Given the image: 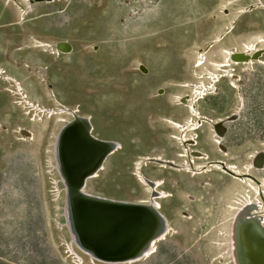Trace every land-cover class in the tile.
<instances>
[{
    "label": "rangeland",
    "instance_id": "1",
    "mask_svg": "<svg viewBox=\"0 0 264 264\" xmlns=\"http://www.w3.org/2000/svg\"><path fill=\"white\" fill-rule=\"evenodd\" d=\"M37 1L0 0V264H260L264 0ZM82 131L104 145L74 173ZM109 203L139 224L94 247L74 208Z\"/></svg>",
    "mask_w": 264,
    "mask_h": 264
},
{
    "label": "bare ground",
    "instance_id": "2",
    "mask_svg": "<svg viewBox=\"0 0 264 264\" xmlns=\"http://www.w3.org/2000/svg\"><path fill=\"white\" fill-rule=\"evenodd\" d=\"M6 1V3L11 7V8H13V9H19L20 10V12H22L21 10L22 9H25L26 7H27V0H5ZM31 1H33V0H30V2ZM42 1H44L45 3H47V4H50V3H58V2H61L60 0H39V1H37V2H42ZM235 1H238V0H235ZM25 3V4H24ZM64 3V2H63ZM254 4H251V5H249L247 8H245L243 11H242V13L243 12H246V11H249V10H251V8L254 10L255 8H261V9H264V7H260V6H253ZM30 10H31V8H30ZM25 11V10H24ZM242 13H240L239 15H237L236 17H234L233 18V20H232V23H231V25L229 26V27H227V29H226V32H228L231 28H232V26L235 24V22L237 21V19H238V16H240ZM229 15V14H228ZM225 32V33H226ZM224 33V34H225ZM64 45H65V43L64 42H62ZM69 47H70V45H68ZM59 49V48H58ZM65 50H67L66 52H63V53H65V54H67V53H69L70 51L69 50H71V48L69 49L68 47H66V49ZM72 52V51H71ZM246 53H248V52H246ZM245 57V56H244ZM238 59V58H237ZM241 59H243L242 57H241ZM252 59V58H251ZM141 66V65H140ZM199 66V65H198ZM198 66H196V68L198 67ZM146 68V67H145ZM146 72V71H145ZM143 73V72H142ZM144 74H146V73H144ZM187 86V85H186ZM162 90H159L158 92H161ZM198 93V91L196 92V94ZM21 95V94H20ZM20 97H23V96H20ZM189 100V99H188ZM182 101V100H181ZM184 102V101H183ZM186 105V104H185ZM191 107H192V104L190 103L189 105H188V109H191ZM71 112V111H70ZM61 113H63V112H61ZM71 114V113H70ZM76 115V114H75ZM81 118V117H80ZM85 118H83V120H84ZM79 120V119H78ZM76 121V120H75ZM80 121V120H79ZM71 123H73L72 122V120L71 121H68L66 124H68V125H70ZM75 123V122H74ZM67 125V126H68ZM90 125V124H89ZM67 126H65V127H67ZM80 130L81 128H80V126H78V128L77 129H74V130ZM193 129V128H192ZM77 131V132H80V131ZM194 130V129H193ZM26 134H28L27 132H26ZM60 134H61V132H60ZM69 134V133H68ZM82 134L83 135H86V138H87V140H84V141H81L80 143H77V144H75L74 146H72L71 147V149L70 150H73V149H77L78 148V146H82L83 147V149H84V151H85V154H83V153H81V151H75L74 152V154H71L70 152H68V155H71L70 156V158H67L66 157V154H65V152H60L59 153V156H60V158H61V160H63V162L66 164V169L67 170H69L70 172H78V171H80V170H82L83 168H85L91 161H93L94 159H96V157H97V155H98V150L97 149H101L102 147H101V145L103 144V141L101 142L100 140L99 141H97L96 140V137L94 136V134H93V131H92V134H90V133H88V131H87V133H85L84 131H82ZM60 137V136H59ZM71 137H72V134H71ZM58 138V137H57ZM70 138V137H69ZM58 140V139H57ZM60 140V139H59ZM91 141H96L97 142V148H95V147H93V148H91L92 146H90V143L89 142ZM190 141V140H189ZM57 142V141H56ZM99 142V143H98ZM193 142V141H192ZM105 143V142H104ZM107 143V142H106ZM105 143V144H106ZM56 144V143H55ZM59 144V143H58ZM92 144V143H91ZM101 144V145H100ZM108 144H109V142H108ZM112 144V143H111ZM114 144V143H113ZM187 144V143H186ZM192 144V143H191ZM104 145V144H103ZM115 145H117V143L115 144ZM111 147V146H110ZM57 148V147H56ZM57 149H55V151H56ZM74 151V150H73ZM72 152V151H71ZM57 153H58V150H57ZM56 153V154H57ZM115 152H113L111 155H113ZM197 154V153H196ZM110 155V156H111ZM190 156V155H189ZM201 158H202V156H200ZM199 157V158H200ZM205 158V157H204ZM105 160V159H104ZM57 161H58V159H57ZM107 161V160H106ZM145 161V160H144ZM158 161V160H157ZM106 163V162H105ZM105 163H103L101 166V168L96 172V175H94L93 177H90V178H96V177H98L99 176V173L100 172H102V171H104L105 170ZM164 163H166L167 165H169V166H165V165H162V168H168V169H172V170H177L176 168H174L173 166H172V163L174 164V162H172V161H165ZM143 164V163H142ZM212 164V163H211ZM63 165V164H62ZM58 166H59V163H58ZM138 171H139V173H140V177L141 178H143V174H142V171H141V169L143 168V165L141 166V165H139L138 164ZM90 169V168H89ZM59 170V172L62 174V172L60 171L61 169H58ZM135 170L137 171V169L135 168ZM94 172V171H93ZM66 177V176H65ZM245 178V177H244ZM138 179H139V177H138ZM145 180V179H144ZM66 181V180H65ZM243 181V180H242ZM84 182H85V179H84ZM83 183V182H82ZM142 183V182H141ZM147 183V182H146ZM153 184H152V186H155V187H152L151 186V188H150V191L153 193V195H155V192H158L159 193V191L158 190H156V187L159 185H161L162 183H161V181H156V182H152ZM84 184V183H83ZM82 184V185H83ZM81 185V186H82ZM145 186V185H144ZM82 188V187H81ZM85 189V188H84ZM83 191V190H82ZM85 191V190H84ZM155 191V192H154ZM67 193V192H66ZM85 194H87L86 192H84ZM160 194V193H159ZM162 196V195H161ZM90 197V196H89ZM159 197H160V195H159ZM98 198V197H97ZM161 198H163V197H161ZM98 199H100V198H98ZM74 203H75V201H73ZM111 202H114V201H111ZM154 202V198L153 197H150V201H149V203L148 202H137V203H135V204H138L139 206H143V207H148V206H150L151 207V210H153L152 209V207L153 206H151L152 204L151 203H153ZM122 203V202H121ZM67 204H69V203H67ZM123 204H126V203H123ZM128 204V203H127ZM158 205V204H157ZM249 205V204H248ZM248 205H247V207H248ZM68 207H69V205H67ZM257 206V205H256ZM68 207H65V208H68ZM160 207V206H159ZM102 209H100V211L98 212V214L99 215H111V216H114V217H117V218H119V222H120V224H119V228L115 231V232H111V234H109L108 236H106V237H101L100 238V240L99 241H97V242H95V243H93V241H88V240H86V241H88L92 246H94V247H104V246H111L116 240H118L120 237H121V235H123L122 233H124V229H126L128 226H133V227H135V226H137L138 224H139V217L137 216V211H135L134 210V212H133V215L131 216V219H130V221H128L127 219H122L123 217H122V215H121V212H122V210H124V206H121V205H116V204H111V203H109V204H106V205H103L102 207H101ZM142 208V207H141ZM150 209V208H149ZM158 209V208H157ZM67 210L68 209H66V212H67ZM253 210H254V208H253ZM252 210V211H253ZM256 210V209H255ZM154 211V210H153ZM74 212V211H73ZM74 214V213H73ZM72 214V215H73ZM155 215V218L157 217V216H159L160 217V219H163V218H161V215L158 213L157 214V212H155L154 213ZM67 215V214H66ZM237 215H239V214H237ZM236 215V216H237ZM68 216V215H67ZM70 216V215H69ZM68 216V217H69ZM68 217H67V219H68ZM249 219V221L251 220L253 223H254V221H255V223H257L260 227H262V229H263V231H264V222H263V220H261V218L260 219H258V216L257 215H254V211L249 215V217H248ZM100 220L99 221H96V224L97 225H102V224H104L105 222H106V219H102V218H99ZM263 219V218H262ZM254 220V221H253ZM70 221V220H69ZM235 221V220H234ZM94 221H89V220H87L86 221V224H91V223H93ZM164 222H165V220H164ZM70 223V222H69ZM68 223V224H69ZM162 223H163V220H162ZM162 223H161V225L160 226H162ZM236 223V222H235ZM72 224V223H71ZM71 224L69 225V226H71ZM164 224V223H163ZM167 226V225H166ZM74 227H75V229H76V231H77V233H78V236L81 238V239H84V238H82L81 237V235L79 234V230H78V226H77V224L76 223H74ZM233 227V226H232ZM160 228V227H159ZM73 229V228H72ZM163 229H164V225H163ZM163 229H162V231H163ZM167 229H169V228H167V227H165V230H167ZM71 230V229H70ZM160 230H161V228H160ZM159 230V234H160V231ZM150 234V231L149 230H143V233H142V235L141 236H143L145 239H148V235ZM164 234H165V231H164ZM167 234V233H166ZM165 234V235H166ZM235 234H237V233H235ZM244 234V233H243ZM249 234V233H248ZM258 234V233H257ZM243 236V235H242ZM252 236V235H251ZM74 237H75V235H74ZM158 237V236H157ZM161 237V236H160ZM160 237H158V238H160ZM237 237V236H236ZM245 237H248V236H244V238ZM156 238V237H155ZM154 238V239H155ZM164 238V237H163ZM161 239V238H160ZM152 240V239H151ZM159 240V239H158ZM247 240H248V238H247ZM257 240V239H256ZM154 241V240H153ZM153 241H152V245H153ZM251 241L253 242V240L251 239ZM244 242H245V240H244ZM244 242H243V244H244ZM257 242V241H256ZM261 242V241H260ZM151 244V243H150ZM149 245V244H148ZM151 245V246H152ZM237 245V244H236ZM245 245V244H244ZM255 245V244H254ZM256 245H257V243H256ZM262 245V244H261ZM248 247H249V245H247ZM246 246V247H247ZM251 246V245H250ZM149 247H150V245H149ZM153 248H155V244L153 245V247H152V249ZM235 248V247H234ZM117 249V248H116ZM252 249V248H251ZM250 249V251L252 252V250ZM143 250V249H142ZM146 250V249H145ZM144 250V251H145ZM151 250V249H150ZM150 250H147V251H150ZM258 250V249H257ZM249 251V252H250ZM261 251V250H260ZM89 252V251H88ZM141 252V251H140ZM139 252V253H140ZM151 252V251H150ZM259 252V251H258ZM145 253V252H144ZM89 254V253H88ZM234 254H236V253H234ZM240 254V253H239ZM242 254V253H241ZM260 254V253H259ZM94 255V254H93ZM142 255V254H141ZM145 255V254H144ZM143 255V256H144ZM246 255V254H245ZM92 256V255H91ZM90 256V257H91ZM140 256V255H139ZM139 256H136V257H139ZM147 256V255H146ZM248 256V255H247ZM93 258H95V257H93ZM135 258V257H134ZM250 258V257H249ZM137 259V258H136ZM257 259V258H256ZM259 259V258H258ZM128 260V259H127ZM139 260V259H138ZM252 260V259H251ZM261 262H260V264H264V259H262V260H260ZM105 262V261H104ZM133 262V261H132ZM259 262V261H258ZM109 263V262H108ZM123 263V262H122ZM238 264H239V261H238Z\"/></svg>",
    "mask_w": 264,
    "mask_h": 264
},
{
    "label": "water",
    "instance_id": "3",
    "mask_svg": "<svg viewBox=\"0 0 264 264\" xmlns=\"http://www.w3.org/2000/svg\"><path fill=\"white\" fill-rule=\"evenodd\" d=\"M59 47L63 48V50L66 49V47H65V45L63 43H60ZM223 132L224 131H222V134H219V132H217V133H218V135H223L224 134ZM73 150L74 151H76V150L77 151H81V153L85 154V151H84L82 146H78L77 149H73ZM66 178H67V176H66ZM67 183H68L69 192L70 193L71 192H75L76 191V187H77L76 182L71 183V182H69V180L67 178ZM74 209H75L74 210L75 223L78 226L79 234L85 240L93 241V243H95V242L99 241L101 237L104 238V237L108 236L109 234H111V232H115L120 227L119 226V224H120L119 218H117V217H114V216H111V215H99V214L96 215V214H92V212L86 211L84 209L79 210L76 207ZM87 213L88 214H92L90 217H88L89 219L90 218H102V219L104 218V219H106V222L104 224H102V225H97L96 221H94L91 224H86V221L88 219L84 218L82 215L87 214ZM148 244H149V242L144 246L143 249H146Z\"/></svg>",
    "mask_w": 264,
    "mask_h": 264
},
{
    "label": "flooded vegetation",
    "instance_id": "4",
    "mask_svg": "<svg viewBox=\"0 0 264 264\" xmlns=\"http://www.w3.org/2000/svg\"><path fill=\"white\" fill-rule=\"evenodd\" d=\"M74 131V130H73ZM78 132L75 130L74 132H73V134H76V135H79L80 136V134L78 133Z\"/></svg>",
    "mask_w": 264,
    "mask_h": 264
}]
</instances>
